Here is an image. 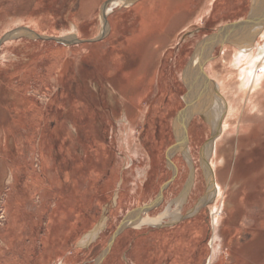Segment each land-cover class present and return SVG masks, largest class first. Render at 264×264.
Returning a JSON list of instances; mask_svg holds the SVG:
<instances>
[{"label":"rangeland","instance_id":"1","mask_svg":"<svg viewBox=\"0 0 264 264\" xmlns=\"http://www.w3.org/2000/svg\"><path fill=\"white\" fill-rule=\"evenodd\" d=\"M254 1L133 0L105 13L111 0H0V133L35 137L37 157L46 145L37 140L46 130L51 137L57 131L68 137L74 124L81 142L69 136V150L98 153L96 160L77 159L81 166L74 178L84 190L82 195L88 187L96 190L97 229L104 225L74 263L67 264H206L214 234L213 212L218 216L216 243L222 247L218 264H264V76L258 87L240 90L234 62L238 47L220 35L224 26L218 28L250 17ZM139 2H145L140 9ZM159 10L169 13L160 22L157 19L160 31L152 33L148 28L140 34V14L149 25ZM202 10L209 11L208 18L191 24L192 14ZM72 22L79 27L78 41L66 43L63 35L73 33ZM104 23L110 24L108 30ZM19 28L32 34H10ZM263 33L248 43L264 45ZM217 36L211 57L199 62L204 74L199 68L188 70L200 44ZM60 71L66 91L73 87L77 93L74 102L58 99ZM121 81L130 88L125 97L128 122L120 120V96L103 95L102 90ZM222 96L236 110L234 115L223 109L227 105L221 104ZM205 100L204 107L190 113ZM214 108L222 115L216 128L206 120V110ZM182 111L187 113L179 136L174 121ZM56 119L63 123L62 129L53 127ZM124 132L132 134L133 148L138 149L133 159L124 146ZM89 135L96 141L91 146L82 141ZM1 146L5 154L14 151ZM24 149L22 144L18 151ZM36 157L29 166L41 177L46 171L39 170ZM215 157L217 163L212 165ZM5 163L0 159V179ZM89 164L97 170L95 178L89 175ZM212 174L223 187L221 196L212 190ZM185 190L181 219L165 218L160 225L141 228L124 225L132 212L158 216L174 207ZM5 217L1 203L0 227ZM224 227L227 232L219 233ZM254 229L262 235L250 241L248 234Z\"/></svg>","mask_w":264,"mask_h":264},{"label":"crops","instance_id":"2","mask_svg":"<svg viewBox=\"0 0 264 264\" xmlns=\"http://www.w3.org/2000/svg\"><path fill=\"white\" fill-rule=\"evenodd\" d=\"M132 1L133 0H131V2ZM144 3L145 2H139L136 8L140 9ZM208 8L209 4L206 9ZM208 12L207 10H202L194 15L192 14L190 17L191 24H198L199 22H202L204 18H208ZM156 13L157 14L152 18L149 25L144 23V18L142 17L143 13L140 14L141 17L138 23L140 34L145 30L149 31L148 28H151L152 33L160 31L159 27H156V25L159 24L158 20L160 22L163 16H169V13L164 10H159ZM241 19L243 18L236 19L232 22H236ZM232 22H224L222 25L218 26V28ZM71 28L73 33L63 35V37H67L69 35L71 37L68 38L66 43H74L78 41L75 36V34L79 33L78 25L75 22H72ZM109 28L110 24L108 23L107 30ZM154 44L155 41H152V44L150 45L154 46ZM206 62L204 63L205 71ZM202 68L203 66H201V68L199 67L201 74L203 73ZM139 78L140 77H138V79ZM57 79L59 82L57 87L58 99L62 100L67 97L66 99L69 101L73 98L74 102L75 99H77V97H75L77 93L75 92V89L73 90V87L71 88L72 90L66 91L64 86L65 79L62 71H60V73L58 72ZM79 80L81 81V78ZM123 80L129 81V78L123 77ZM128 85L129 84L123 85V81H121L119 84L104 85V88L102 89L103 95H107V93L112 95L114 92L122 99L120 102L122 107V116L120 120L123 122H128L129 118V103L127 98H125L130 92L127 90L130 89ZM125 89L127 91H124ZM195 109L198 110V108ZM184 112L183 117L181 116L182 123L187 113L186 111ZM52 125L57 129H62V127H64L63 123L60 122L59 119L52 122ZM128 125L130 127V123H127L124 125L125 128H127ZM71 127L72 131H70V135H68H72L71 137H74L75 141L80 143V134L78 135L76 126L73 124ZM45 133V135L37 140L38 143L42 141L46 144L43 147L44 151L40 152L41 154L38 153L37 157L33 152L35 137L28 135L18 137L12 134L2 135V133H0V159L1 161L5 160L6 162L3 167V176L0 179V182L2 181L0 184V205L3 203L6 209V220L4 225L0 227V264H54L55 262H58L59 264H67L69 262L74 263L80 250L89 246L90 242L94 241L98 236L97 233L99 231L96 230V219L98 215V204L97 199L95 198L96 190L88 187L86 195H82L84 190H82V188L77 184L76 178H74L77 175V172L80 171L79 167L81 166V164L76 163L77 159H87L90 161L96 160L98 153L89 149L82 153L80 151H71L68 146H66L68 143L67 141L70 142L69 136L66 137L60 131H57V134L53 137L49 135V130H46ZM127 134V132H124V135L127 136ZM89 136L87 140L85 138L86 141L82 140L83 144L86 143L87 145H90L96 142L93 140L94 136ZM131 137L129 138L130 150L127 149V153L129 154L130 159H133V156L138 154V149H136V147L133 148ZM4 139L6 140L5 143ZM107 139L110 140L108 136ZM2 144H6V147L9 146L8 148L14 149V151H10L9 154H5L1 146ZM22 144L25 145V149L20 152L18 149H20V145ZM88 148L90 147L88 146ZM120 155L121 158L128 159V156L122 155L121 153ZM34 156L40 161L39 170L46 171V173H44V175L42 174L41 177H37L36 171L34 172L30 169L29 163L32 162ZM17 160H24V166L17 165ZM52 160H54L55 163L51 162ZM17 166H19V168ZM90 166L91 164L88 166L89 169L91 168ZM89 171V175L91 177L93 176L92 178H95V172L97 170L94 168V170L90 169ZM212 178V180H214V186L216 187V175L214 178V175L212 174ZM212 190L214 191L213 187ZM1 192L6 194L3 196ZM187 192L188 190L185 192L186 195ZM215 195H217L216 191ZM206 201H208V199H205V201L203 200L202 205ZM186 202L187 200L185 196L183 204L184 207ZM223 202L224 201H220L221 207L224 206ZM103 214H106L105 210L103 211ZM213 217L214 216H212V219ZM181 218L177 217V220ZM215 218L216 223L212 238L214 246L219 250L221 242H218V244L216 243V240H218L216 232L218 216L216 215ZM103 225L104 222L102 224V228ZM254 230L255 231L248 234V240L250 241L257 240L262 235L260 230ZM220 232L223 234L226 233L227 227L219 230V233ZM81 240H84L83 245L80 244ZM67 249L68 251L66 253ZM218 254L219 253L217 251V255ZM214 260L216 262L218 259L215 257Z\"/></svg>","mask_w":264,"mask_h":264},{"label":"bare ground","instance_id":"3","mask_svg":"<svg viewBox=\"0 0 264 264\" xmlns=\"http://www.w3.org/2000/svg\"><path fill=\"white\" fill-rule=\"evenodd\" d=\"M130 3H131V0H112V4H110V7L107 4L106 9H105V13H108V12L112 11L113 10L112 8H114V7L127 6ZM257 15L262 17L263 19H257V20H254V21L251 20L249 22H245V23H242V24H239V23L238 24H232V25L228 26L227 29H225V30L222 29L221 32L222 33L225 32L224 34L220 33V35L222 37H224L227 41L235 42V44L238 47L239 51L235 55L234 62H235V64L238 67L239 86H240V90L241 91L252 90V89L258 87V85L260 84L261 79L264 76V45L259 46V44H258L259 42H257L256 44L248 43L249 42V38L255 37V35L260 34L261 31L264 30L263 29L264 28V0H255L254 1L253 11L251 12L250 17L251 18L253 16L256 17ZM101 23H103V22L101 21ZM104 24H103V28H104V26L107 27V25L106 24L104 25ZM21 33L32 34L31 31L29 29H26V28H19L17 31H12L10 34L16 36V35H20ZM68 38H71L70 35L67 36V37H64V39L66 41H68ZM218 38H219V36L214 38V40L213 39L212 40L209 39L207 41L202 42V44H200V46L198 47V49H197V51H196V53H195V55L193 57L192 62H191L190 71L197 70L200 67V65H201V64H199V62L201 60H203L204 57H207V55H208V57H211L212 54H210V53L212 52L214 44L217 42ZM203 40H205V39H203ZM222 44H224V43H222ZM256 49H258L257 53L255 52ZM189 68H187V69H189ZM185 73H186V76H187L188 71L185 72ZM189 76H190V74H189ZM189 76H187V77H189ZM197 95H198V93H197ZM221 99H222L221 100V104L225 103V99L223 98V96L221 97ZM190 101H191V99H190ZM206 102L207 101L205 100L203 103H200L199 105H197L196 108H200L201 106L204 107L206 105ZM225 104L227 105V107H225L223 109L224 110H228V114L231 115L233 113V115H234V112L236 110H234V111L232 110V108H233L232 104L231 105L230 104L228 105L227 103H225ZM195 110H197V109L193 108L190 113H193V111H195ZM219 110H220L219 108H216V109L214 108L211 111L206 110L208 112L207 115L204 112L205 115L207 116L206 117L207 118L206 120H208L207 122H210L211 123L210 125L211 126L213 125V128H216L217 123L220 122L219 118L222 117L221 112ZM175 119L176 120L174 121V125H175V127L177 129L176 130L177 134L179 135V131L178 130H179V127H181V124H182V117L181 118L178 117V118H175ZM224 123H225V119H224L223 124ZM223 126L226 127L225 125H223ZM221 127H222V123H221ZM214 130L216 131V129H214ZM215 134H216V132H215ZM213 135H214V133H213ZM127 136L126 135L124 136V139H125V142H126V144L124 146H125L126 149L130 150L129 138L131 137V134L128 133ZM211 137H214V136H211ZM212 143H213V139H212ZM212 143H210V144L212 145ZM216 146H217V143H216ZM203 154H205V152ZM186 156H188V155H185V157ZM211 163H212V165H216L217 157L212 159ZM188 185L190 186L189 183H188ZM211 187L214 188V192L216 191L217 195L221 196V194L223 192L222 191L223 187L220 185L219 182H217V180H216V187L214 186V183L211 184ZM185 192H186V190H185ZM185 192L177 200L174 201V203H175L173 205L174 207H169L167 210L163 209V212H161L158 216H151L145 211H144V214H141L140 212H135V213L132 212V214H129V216H127V219H126L124 225L127 226V227L128 226H132L134 228H141L142 226H145V225H155V226L156 225H160V223H162V221L165 218H168V220H170V221H176L177 217L181 218L182 216H184L182 214L183 213L182 212V208H183V204H184V201H185V195H186ZM210 195H212V194H209V196ZM200 204H202V201H200V203L198 205H196V207L194 206L195 208L191 210V213H192V211H196L200 207ZM215 213L216 212L212 213V215L214 216L213 219H212L213 226H215V223H216ZM99 230H100V228L97 229V231H99ZM224 230H226V229H224ZM95 233H97V232H95ZM210 245H211V254H210V256H209V258L207 260V264H218L217 261L215 262L216 259L214 260V258L216 257L218 259L220 257V255L222 253L221 252L222 247L220 246L219 250H218L213 244V238L211 240ZM217 251L219 253L218 255H217ZM212 262H214V263H212Z\"/></svg>","mask_w":264,"mask_h":264},{"label":"water","instance_id":"4","mask_svg":"<svg viewBox=\"0 0 264 264\" xmlns=\"http://www.w3.org/2000/svg\"><path fill=\"white\" fill-rule=\"evenodd\" d=\"M258 18H251V17H249V16H247L246 18H244V19H241V20H238V21H236V22H238L239 24H242V23H244L245 21H247V20H257ZM233 23H235V22H232V23H229V24H227V25H224V27H223V30H225V29H227V27L228 26H230V25H232ZM182 114H181V116L183 117V111L181 112Z\"/></svg>","mask_w":264,"mask_h":264}]
</instances>
